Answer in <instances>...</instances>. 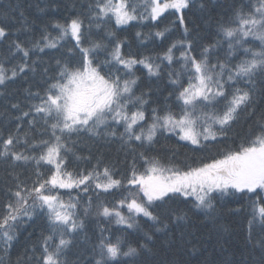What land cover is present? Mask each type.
<instances>
[{
    "label": "snow or ice",
    "instance_id": "1",
    "mask_svg": "<svg viewBox=\"0 0 264 264\" xmlns=\"http://www.w3.org/2000/svg\"><path fill=\"white\" fill-rule=\"evenodd\" d=\"M192 3L193 0H144V14H140L137 12V6L129 3V0H96L94 6L89 5V8L93 9L89 18V28L93 23L100 28L103 21L112 19L117 26L128 25L138 19L157 21L169 10H174L175 13L180 14L179 21L184 25V33L187 35L190 30L185 25L183 13L192 6ZM200 7L203 9L204 4L202 3ZM234 15L233 24L221 25L219 30L228 39L229 56L239 51L243 52L240 61L232 67L219 60L215 64L211 63L208 54L219 42L205 46L198 59L189 55L188 50L192 49V42L187 41V50L181 51L183 68L188 73L187 86L180 83L179 73L175 74L176 79L171 80V83L179 85L177 100L182 101L181 110L179 114L167 112L159 115L156 109H152L151 123L146 128L142 123L146 120L142 106L147 100L143 98V94L140 96L134 94V87L139 77L135 76L133 68L139 64L147 69L149 76H158L161 70L160 64H154L147 57L136 58L131 55L125 57L121 52L123 41L120 40H115L111 47L99 40L92 41L89 46L84 47V21L79 16L71 18L65 24L54 25L60 30L61 39L70 36L75 40L74 47L79 49L81 59L77 67H69L65 64L56 82L46 89L41 103L33 105L35 112L42 113L46 118L45 123L48 122L47 118L54 121L50 125L53 140L40 141L41 154L34 157L14 151V145L19 141L11 134L3 140L0 157H10L12 160L24 162L35 160L37 166L41 162L52 166L48 177L37 172V179L31 188L17 184V190L11 193L16 198L15 202L9 199L4 205V210L0 212V240L4 243L5 253L11 248V242L16 236V228L23 217L31 219L36 210H46L51 234L43 237L39 264H68V261L62 257L72 241L64 239V232L82 228L83 221L77 222L74 218L75 214L71 209L76 205L71 202L65 203L58 195L52 194V190L79 188L84 185L83 190L88 191L89 182H95V187L105 192L123 186L122 180L114 179L107 167L103 169L102 182L101 173L95 169L87 174L75 175L67 171L64 167L66 158L62 155V150L66 153L70 149L62 143L63 134L71 135L81 131L99 134V129L102 126L106 127L111 121L117 124L123 123L122 137L126 135L128 140L151 143L158 130L163 129L176 133L180 140L199 146L201 139L216 140L218 135H225V127L230 126L239 117L241 111L251 109L249 115L254 114L255 109L252 107L254 91H259L264 96V0H257V5L249 11H245V6L241 4L235 9ZM4 16L7 19V13ZM167 31H169L167 28L164 31H157L155 36L164 37ZM8 35L7 25L0 22V40ZM108 35L115 37L114 32ZM136 35L140 37L141 33L137 32ZM249 38L258 42L255 48L246 46L250 44ZM42 39L47 41L48 37L44 36ZM178 43L181 48L185 47L184 40ZM56 46L55 43L44 45L49 48ZM33 47L41 52L44 51L39 43ZM176 47L177 43H173L163 57L169 64L173 61L172 53ZM9 49L22 53L24 58L30 55V50L15 40L9 44ZM15 52L12 54L14 55ZM119 66H122L124 75L120 74ZM26 68H28L27 63L18 65L11 70L9 77L4 66L0 65V85L5 84L8 79L15 78L18 72L22 73ZM172 75L173 73H169V76ZM258 79L259 88H257ZM241 80L248 85L247 88L234 86ZM36 95L39 96V93ZM129 104L140 107L130 111ZM209 105L213 107L211 113L204 111ZM217 105L220 107H216ZM12 107L16 108L18 105L14 104ZM23 115L28 116L29 112H24ZM257 124L258 133L246 144L242 143L236 149L223 151L219 158H214L211 162L188 166L187 170L175 165H162L156 159L146 160L148 165L146 170L140 174L133 170L131 177L127 179L128 185L138 186V192L130 194V200L125 198L119 201L120 206H126L131 215L125 216L116 208L103 205L97 214L114 219L116 224L124 225L127 229L138 231L142 229L137 217H144L151 221L153 226L159 225L155 227L156 232H168L169 225L163 223L161 217L153 210L157 201L166 203L174 195L179 194L184 197H194V208L212 210L213 193L226 195L229 194V190L241 193L245 190L248 193H255L257 189L264 190V116L257 121ZM216 125L219 126V131L214 130ZM57 131L60 135H57ZM110 134L116 135L114 131ZM140 193L142 196L139 195ZM258 214L261 223L264 224V206L258 209ZM175 219L185 220L186 214L176 216ZM249 226L251 229V222ZM57 232L60 233L59 243L50 249L49 242L54 240ZM183 236L184 233L181 232L180 237ZM144 237V243H138L137 246L129 244L126 250L119 239L113 243L110 239L101 238L97 253L99 258L95 259V264H111L121 257L135 258L141 256L143 252L151 253L152 249L148 242L153 240V234L145 231ZM259 246L264 250V240L259 241ZM191 251L195 254L198 249L193 245ZM0 264H3L2 260Z\"/></svg>",
    "mask_w": 264,
    "mask_h": 264
},
{
    "label": "trees",
    "instance_id": "2",
    "mask_svg": "<svg viewBox=\"0 0 264 264\" xmlns=\"http://www.w3.org/2000/svg\"><path fill=\"white\" fill-rule=\"evenodd\" d=\"M16 1L14 7L11 9V13L19 7L23 12L22 25L16 27L15 24H11L15 32L23 35V46L29 50L33 48V42L30 41L29 37L37 36L38 24L37 21L31 20V12L29 11L24 0H14ZM13 1V2H14ZM54 0H51V2ZM96 0H66L63 3L60 0H56L54 5L59 8V5H69L77 8L78 12L84 9L86 12L92 11L89 8V5H93ZM222 3V11L227 14V18H235L234 11L235 9L246 3L239 2L238 0H230L227 3H223V0H219ZM3 1H0V3ZM195 2L202 3V0H195ZM11 2L1 3L2 9L7 11L10 9ZM47 6V5H46ZM234 6V11L232 14L230 12L231 7ZM59 10V9H58ZM144 11V7L142 12ZM249 11V4L246 9ZM192 10H185L183 13L185 19L188 21L191 20ZM20 12H15L12 17L15 15L20 16ZM168 15H170L168 13ZM78 16V15H77ZM80 16V15H79ZM61 18V16H60ZM214 18H217L214 16ZM62 19V18H61ZM60 20V19H59ZM59 20L55 21L56 24ZM173 22L177 25L178 21L176 20V15L172 19ZM140 28L147 29L146 24H139ZM182 30V26H178ZM193 25L189 26V30L193 29ZM23 31L21 32V29ZM121 28H114L113 30H119ZM123 29V28H122ZM174 35V33H172ZM102 42L109 45V43L114 44L116 38L103 34L98 37ZM141 43L140 56L138 53L132 49L131 45L124 42V45L121 48V52L125 57L131 55L136 58H150L154 64H160L161 70L159 76L162 78L153 79L149 83L152 85L159 82H163L168 85L170 88V94H166L163 97H160L163 101V108L157 111V114L161 115L167 112H172L179 114L181 110V101L177 100V95L179 91V85L171 83V80L176 79L175 74L179 73L180 83L184 86H187L188 73L186 70H183V66L180 62H175L171 66H166L165 62L162 60V56L167 52L166 48L164 51L161 49L150 50L149 47L144 45L140 39H132ZM171 42H175L174 38H168ZM12 41L5 42L6 45L11 44ZM178 42V41H176ZM250 43H255L250 41ZM257 44V43H255ZM87 46H89L86 43ZM15 49H9V46L6 50L3 51L6 58L0 57V65L5 67H17L23 63L28 65L33 64L40 76H44L45 73L50 74V71L47 70V63L50 60V57H47L45 60H40L36 55L32 57L29 55L28 58H24L23 54L20 52H15ZM32 52V51H31ZM190 52V51H189ZM195 57L200 58L196 52H193ZM209 59L212 58L211 51L209 52ZM103 59V56H101ZM35 62V63H34ZM73 67L79 66V63L75 60L72 61ZM133 72L135 76L142 79L147 78V71L141 66H134ZM169 73H173L172 76H169ZM124 74L123 68H121V73ZM51 79L44 81H34L32 78L23 83V93L21 95L35 98L41 101V98L46 92V86H49L52 83L56 82V76L52 74ZM226 79V77H225ZM235 87L247 88L248 85L242 80L234 85ZM228 87V86H226ZM260 87L259 79L257 88ZM3 85H0V98L3 96ZM140 87L134 88V94L139 95ZM231 91V88H229ZM39 93V96L36 95ZM129 109H134L140 107L133 104L128 106ZM203 107V105H201ZM216 107H220L217 105ZM252 107L255 109L254 114L249 115L251 109L241 111L239 117L224 129L225 135L217 136L216 140L207 141L201 143L198 147H193L188 144L180 142L174 135L165 134L162 132H157L156 137L154 138V145H138L131 146L125 141L116 140L113 135L110 134V127L106 130H99V134H91L87 131H81L77 133L79 136L83 137L82 139L77 138L78 136L73 133L71 134L72 139H77L74 148L73 155L75 159L72 161H66L64 167L67 171L72 172L74 175L77 173L86 174L90 172L94 163L96 164L93 167V170L100 171L107 167L110 170V173L114 177L116 175V170L110 165L116 161V154L112 149H109L107 146L109 143L113 144L116 148L118 142L124 143L130 150L134 153L132 156L137 157V162L132 164L131 167L137 171H145L148 167L146 160L156 159L162 165L169 166L175 165L182 170H187L188 166H199L202 163H205V159L208 157L210 160L214 158H219L223 151L228 149H236L240 144H246L249 140L253 139L255 134L258 133L259 128L257 121L264 116V96L261 95L259 91H254ZM211 113L213 107L208 106L204 109ZM24 113V111H23ZM199 113V110L197 114ZM12 114L16 115L19 118L17 112ZM146 120L143 122L144 127H147L151 123L152 111L145 112ZM9 115V114H8ZM11 117V116H9ZM17 118V119H18ZM39 116L29 114L28 116L23 115V123L26 121H32L33 127L36 126L38 129ZM0 122H6V119H1ZM28 129L23 126V138H20V135L13 131V136L19 140L20 145L16 152L22 153L24 155L35 154L32 152L30 145L34 142H40L41 140H53L51 133L52 129H49L36 135L34 130ZM214 130L219 131L218 126H214ZM57 135H60L57 131ZM106 136H108L106 138ZM108 139V140H107ZM232 140V143H230ZM41 147V146H40ZM89 149L91 152L89 155L95 156L99 161H87L82 159L86 156L84 152L85 149ZM156 149L159 150V155L156 153ZM153 150V152H151ZM40 152L34 155L38 157L41 154ZM88 155V156H89ZM87 156V157H88ZM105 156V157H104ZM35 161V160H34ZM122 162L121 160H118ZM85 162V163H84ZM34 163V162H33ZM110 163V164H109ZM182 165V166H181ZM42 167L44 169L43 176L48 177L51 174L52 166L47 165L42 162ZM36 166L31 163V160L24 161H15L9 158L0 157V199H2V206L0 212L4 210V205L9 199L12 201L16 198L11 195L12 192L17 190V184H20L22 187L31 188L33 182L37 179ZM123 186L117 189L109 190L107 192L97 189L89 183L88 191L76 190V189H56L55 195H58L61 200L65 203L71 202L76 205L74 210H77V213L74 211V218L77 222L83 221V227L78 228L75 231H65L64 239H70L72 243L65 249V255L62 257L68 261V264H75V260L81 257L87 250V247L91 241L100 242V238L108 235V230L105 229L103 220L105 217L98 215V210L101 205L107 206L109 208H114L115 206L119 209V201L125 198L131 199L130 194L138 192V186H129L127 187L126 182L122 183ZM11 190V191H10ZM74 190V191H72ZM53 192V190H52ZM3 193V195H2ZM142 196L141 194H139ZM213 197V209L212 210H201L193 207L195 201L191 199H186L182 205H174L171 203L172 199L167 200L166 203L156 202L153 206L155 214L161 217L163 223L169 225L168 232H156L155 227L152 222H146L145 218L137 217L140 222V225L149 233L162 234L161 241L156 240L153 236V240L148 242L149 247L152 249L151 253L143 252L139 257L135 258H125L121 257L118 261H113L111 264H264V250L259 246V241L264 240V224L261 223V218L258 214V209L261 206H264V202L261 201L260 193L252 194H240L229 192V194H212ZM79 203V204H78ZM31 204V201H29ZM83 208V209H82ZM187 208L191 209V212L187 211ZM82 209V210H81ZM80 210V211H79ZM31 211V209H30ZM186 219L182 221H177L176 216L185 215ZM108 219V218H106ZM112 230H124L128 231L129 234L120 238L122 242V247L126 250L127 246L131 244L132 246H137L138 243H144L145 237L140 234L138 230L127 229L119 227L116 223L114 224L112 220ZM184 224V228H189L194 235V241L191 243L198 249L195 252L194 258L191 257L194 253L191 251L192 247H182L175 245L170 239L172 236H176L178 240L180 238V233L183 232L182 228H178V223ZM251 222V229L249 223ZM180 223V224H181ZM183 238L185 237V242L187 239L185 232ZM51 234V225L49 224L47 218V212L36 210L32 215V218L23 217L22 222L16 228L15 239L11 242L12 246L5 253V246L2 240H0V260L3 261V264H39V257L42 253V241L43 237ZM179 237V238H178ZM60 233L55 234L53 241L49 242L50 249L54 247L55 244L59 243ZM192 238H189V241ZM180 247V248H177ZM191 251L189 252L188 251Z\"/></svg>",
    "mask_w": 264,
    "mask_h": 264
},
{
    "label": "bare ground",
    "instance_id": "3",
    "mask_svg": "<svg viewBox=\"0 0 264 264\" xmlns=\"http://www.w3.org/2000/svg\"><path fill=\"white\" fill-rule=\"evenodd\" d=\"M4 2H11L10 4V9L7 11H4L2 9L1 3H0V22L4 23L7 25L9 29V35L8 37L4 38L3 40H0V57L1 58H6L8 60V57L4 56L3 51L6 50V48L9 45H6L5 42L9 41H18L23 44V35H20V33L15 32L11 24H15L16 27H19L22 25V19L23 15H14L15 12H22L21 8H17L13 14L11 13V8L14 7L16 1L14 0H0ZM14 1V2H13ZM29 11L32 14V17L30 18L31 20L37 21L38 24V29H37V36H30L29 39L30 41L33 42V45L39 43L40 47L44 48V51H39L38 48H32L30 50V55L34 57H38L40 60H45L47 57H50L49 62L47 63V71H50V74L45 73L44 76L38 75L36 72L34 65H28V68L25 69L24 72H18V75L15 78H11L6 80L5 84H3L4 90H3V96L0 98V118L6 119V122H0V151L3 150V140L6 139L10 134L13 136V131H16L19 135L20 138H23V126L27 127L29 130L32 129V121H26L23 123V111L24 112H29V114L33 115H38L39 118V124H38V129L36 126L33 127V130L36 135H40L47 129H49L50 132V125L54 121L51 118H47L48 122L45 123V119L43 117V114H37L33 108V105H38L41 103L40 100L28 97L27 95L23 96L21 95L23 93V83H25L26 80L29 78H32L34 81H42L44 78L46 80L51 79V75L54 74L56 76H59V72L62 69V67L67 64L69 67H73L72 61L75 60L76 62H80L81 59V54L79 52V49L75 48V40L72 39L70 36H66L64 38H60V30L54 27L55 21L59 20L57 23L60 24H65L67 23L71 18L77 17V15L84 21V34H85V39L83 41V46L87 47L86 43L89 45L90 42L92 41H101L98 37L103 35V34H109L110 32L115 33V37L117 40L123 41L131 45L132 49L135 50L138 53V56H140V49H141V43L137 41H133L132 39H140L141 42L149 47L150 50H153L155 48L161 49L164 51L166 48L171 47L173 43H177V47L173 49V61L171 64L168 63L167 60L163 59L164 55L162 56V60L165 62L166 66H171L175 62H180L181 65L183 66V60L181 58V51L187 50V41L192 42V49L188 50L189 55L195 56L193 52L196 50L197 54L199 57H201V53L203 51V48L209 44H217L215 48L211 50L212 53V58L210 60L211 63L215 64L218 60L221 62H224L229 65V67L234 66L236 63L240 61V59L243 57V52L239 51L236 52L235 54L229 56V48H228V39L223 36L222 32H220V26H228L230 24H233V21L235 18L230 17L227 18V14H225L221 9H222V3L219 0H202V3L204 4V8L202 9L200 5L202 3L195 2L193 0L192 6L188 10H192V16H191V22L188 21V19H185V25L187 27L193 25V29L189 31L187 35L184 33V25L180 24L179 21V16L180 14L175 13L174 10H169V12L165 13L162 17H160L157 21H151L150 19H145V20H136L130 22L128 25L124 26H117L115 24L114 19L112 20H105L101 23V27L97 28L95 26V23H93L92 27L89 28V23H90V16L92 15L93 9L90 12H86L84 9L78 12L77 8L74 6H69V5H59V8L54 5L57 3L56 0L52 1L51 0H24ZM62 3L66 0H60ZM230 0H223V3H227ZM239 2L246 3L245 4V11L248 7L249 4V10L257 5V0H238ZM96 2V1H95ZM95 2L93 3V6L95 5ZM143 2L144 0H129V3L134 4L137 6V12L140 14H144V11L142 12L143 9ZM83 0H82V5H83ZM47 5V6H46ZM59 9V10H58ZM234 6L231 7L229 14H232L234 11ZM7 13V19H5L4 14ZM168 13L170 15H168ZM176 15V20L178 21L177 25L182 26V30L177 27V25L173 22V18ZM61 16V18H60ZM216 16L217 18H214ZM139 24H146L148 26L147 29H143L139 27ZM234 26V25H233ZM114 28H121L119 30H113ZM123 28V29H122ZM169 29V31L165 32L164 37H157L155 36V33L157 31H164V29ZM23 31V28L21 29V32ZM139 32L141 33V36L138 37L136 33ZM174 33V35L172 34ZM47 36L48 39L45 41L42 39V37ZM168 38H174L176 41H181L184 40L185 47L181 48L178 42H171L168 40ZM251 41V38H249ZM255 42V41H252ZM46 43H55L57 46L55 48H49V47H44ZM104 43V42H103ZM258 43V42H255ZM255 43H250L249 45L246 46H252L253 48L256 47ZM106 44V43H105ZM113 44L109 43V47H111ZM122 45V46H123ZM69 49H72V51H69ZM258 50V49H257ZM32 51V52H31ZM123 54V53H122ZM124 55V54H123ZM125 56V55H124ZM59 61V63H57ZM136 66H141L142 65H136ZM122 68V66H119ZM16 67H5L6 69V74L11 77V70ZM144 68V67H143ZM34 69V70H32ZM183 70H185L183 68ZM147 71V69H146ZM124 75V74H121ZM137 77V76H136ZM162 78L161 76H149L147 75L146 79H142L139 77V80L137 82V86L140 87L139 90V95L143 94V98L147 100V103L142 106L143 110L145 112L152 111V109L161 110L163 108V101H161L160 97H163L166 94H170V88L168 85L164 84L163 82H159L157 84L152 85L149 83L153 79H158ZM51 85V84H50ZM49 86H46V89ZM165 92V93H164ZM45 95V94H44ZM43 95V97H44ZM18 105V107L14 108L12 105ZM131 105V104H129ZM182 105V103H181ZM140 106V105H139ZM211 106V105H209ZM212 107V106H211ZM13 112H17L19 114V118L12 114ZM9 114V115H8ZM166 114V113H164ZM161 114V115H164ZM11 116V117H9ZM18 118V119H17ZM143 123V122H142ZM108 125L110 126V133L115 132L116 135L113 137L118 140V141H125L131 146H138V145H146V146H151L154 145V140L149 143L148 141H136V140H128L126 135L122 134L124 133V125L123 123H113L109 121ZM165 131V130H164ZM79 138L82 139L83 137L79 136L77 133H75ZM77 139H72V136L65 133L63 134V140L62 143L66 145L70 151L64 152L62 150V155L65 156L66 161H72L74 160L73 157V148L74 144ZM19 141V140H18ZM54 142V141H53ZM230 143H232V140H230ZM20 142L15 143L13 150H17L19 147ZM119 146V145H118ZM31 150L34 155L40 152V142H34L30 145ZM109 149H112L115 154H116V161L112 164H110L115 170H116V175L113 177L114 179H120L122 180V183L127 182V179L131 177L132 171L135 170L134 168L131 167L132 164H135L137 162V157L136 156H131L129 155V150L127 147L123 148H116L113 144L109 143L107 146ZM233 149V148H231ZM84 152L86 153V156L83 157L85 159V162L87 161H99L95 158V156H91L90 150L85 149ZM153 152V150H151ZM156 153L159 154V150L156 149ZM33 154L29 156H34ZM89 155V156H88ZM160 155V154H159ZM88 156V157H87ZM161 156V155H160ZM35 157V156H34ZM105 157V156H104ZM118 160H121L122 162H119ZM205 162H211V160L207 157ZM34 162V163H33ZM84 162V163H85ZM31 163L35 165L36 172L44 173V169L42 167V162L39 166H37L36 161L31 160ZM95 163L93 167H95ZM182 166V165H181ZM93 167L92 170L93 171ZM137 174L143 173L144 171H137L135 170ZM88 171L86 172V174ZM99 173H101V177H103L102 173L103 170L100 169ZM103 180V179H102ZM57 189V188H56ZM56 189H53L52 194H55ZM60 189V188H59ZM117 189V188H114ZM0 191H1V185H0ZM230 192L233 193H240V194H252L248 192H236L235 190H230ZM256 193L261 194V201L264 202V194L262 193L261 190H257ZM213 194H218V193H213ZM3 195V193H2ZM171 195V194H170ZM186 199H191L195 201L193 198L189 197H184L182 195L176 194L174 195V199L171 200V203L174 205H182ZM2 206V199H0V209ZM118 208V206L114 207ZM125 216H129L130 214L127 213V207H119L117 209ZM188 212H191V209L187 208ZM113 221L115 224V220L110 219ZM149 221L146 219V222L148 223ZM181 223V222H180ZM178 223V228H184V224ZM103 224L105 226V229L108 230L109 234L105 235L101 238L105 239H110L113 243L117 241V239H120L124 237L125 235L129 234L128 231H122L120 229L118 230H112L111 228L113 227L112 222H110L108 219L104 218ZM118 225V224H117ZM119 227L126 228L125 226L119 225ZM142 230H139V233L144 235V232L146 228L141 226ZM185 232V235L188 240L185 242V237L184 238H179L176 241H173V237L177 239L176 236H172L170 241L175 243V245H178L182 247V243L184 242L183 247L185 246L186 248L192 247L193 245L191 244L194 241V235L192 234V231L189 230V228H184L182 230ZM153 236H155L156 240L161 241V236L162 234H156L153 232ZM100 238V240H101ZM189 238H192L189 243ZM99 242H94L91 241L87 247L86 252L75 262L77 264H95V259H98L97 253L99 252ZM177 247V248H180ZM189 251V249H188ZM191 252V251H189ZM196 254L191 255V257L194 258Z\"/></svg>",
    "mask_w": 264,
    "mask_h": 264
},
{
    "label": "rangeland",
    "instance_id": "4",
    "mask_svg": "<svg viewBox=\"0 0 264 264\" xmlns=\"http://www.w3.org/2000/svg\"><path fill=\"white\" fill-rule=\"evenodd\" d=\"M181 103H182V101H181ZM130 111H134V109H129ZM198 115H199V113H198ZM200 123L202 124L203 123V121L201 120L200 121ZM110 126L109 125H107L106 127L105 126H102L99 130H100V132H101V130H106L107 128H109ZM146 128V127H145ZM199 130V129H198ZM137 131H139V128H137ZM162 132V133H165V134H173V132H168V131H164L163 129H160V130H158V132ZM92 134V133H91ZM174 134H176V133H174ZM94 135V134H93ZM177 135V134H176ZM178 136V135H177ZM108 136H106V138H107ZM179 137V136H178ZM108 140V139H107ZM201 141H204L203 139H201ZM182 142H183V140H182ZM184 142H187V143H190L189 141H184ZM191 144V143H190ZM118 145H119V147L120 148H123V147H127L124 143H121V142H118ZM135 147V146H134ZM128 148V147H127ZM137 148H138V146H137ZM128 150H129V155H131L132 156V154H134L131 150H130V147L128 148ZM73 157H74V159H75V156L73 155ZM83 159V158H82ZM146 170V169H145ZM102 179H104V177H102L101 178V182L103 181ZM89 183H91L92 185H94V187H95V182H89ZM127 187H129V186H134V185H128L127 184V182H126V184H125ZM84 185H81L79 188H80V190H83L84 189ZM96 188V187H95ZM71 189H76V190H78V191H80L79 189H77L76 187H73V188H71ZM98 189V188H97ZM100 190H102V189H100ZM257 190H260V189H257ZM72 191H74V190H72ZM230 191V190H229ZM262 191V193L264 194V190H261ZM245 192H247L246 190H245ZM141 195H142V193H140ZM218 194H220V193H218ZM189 198H193L194 199V197H189ZM13 202H15V200H13ZM79 204V203H78ZM125 208V207H124ZM83 209V208H82ZM81 209V210H82ZM71 211L74 213V211L77 213V210H74V209H71ZM80 211V210H79ZM127 213L128 214H130L129 212H128V210H127ZM131 215V214H130ZM114 220V219H113ZM122 226H124V225H122ZM80 258V257H79ZM75 264H77V263H75Z\"/></svg>",
    "mask_w": 264,
    "mask_h": 264
}]
</instances>
